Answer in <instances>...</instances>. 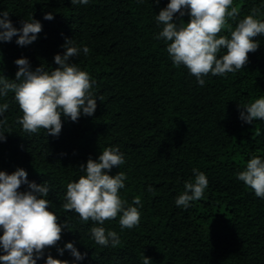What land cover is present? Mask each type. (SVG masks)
I'll use <instances>...</instances> for the list:
<instances>
[{
	"label": "trees",
	"instance_id": "obj_1",
	"mask_svg": "<svg viewBox=\"0 0 264 264\" xmlns=\"http://www.w3.org/2000/svg\"><path fill=\"white\" fill-rule=\"evenodd\" d=\"M169 2L89 0L73 6L71 0H0V12H9L15 28L32 19L42 25L31 45L19 46L18 36L0 42V76L15 80V61L22 58L33 71L41 66L52 71L58 67L54 57L64 55L62 46L74 40L81 51L71 63L95 81V114L77 122L62 117L58 137L44 129L25 133L16 123L23 113L14 94L0 97V104L10 105L0 117L8 121L0 171L24 169L29 183H47L49 210L71 229H63L62 239L45 249L37 264H46L49 255L68 264H143L144 256L151 264H264V199L237 178L252 156L264 158V120L249 125L239 109L264 97V35L254 38L259 48L249 53L243 69L225 77L209 74L200 86L186 67H174L167 43L154 38L163 27L155 17ZM234 6L240 14L228 21L233 29L254 6L261 7L264 20V0H234ZM48 13L54 17L50 21L44 18ZM189 21L188 14L174 17L177 25ZM220 35L230 36L227 30ZM84 46L90 49L87 56ZM109 147H119L126 161L108 173L127 175L121 198L132 205L140 197L143 204L132 205L141 213L137 227L121 230L119 216L103 225L120 236L115 248L92 239L90 229L100 225L83 223L62 208L67 184L84 174L80 166L86 168L89 158L98 161ZM193 168L209 181L204 197L187 209L177 207L185 182L194 181ZM28 190V185L19 189ZM68 243L86 253L85 259L77 261Z\"/></svg>",
	"mask_w": 264,
	"mask_h": 264
},
{
	"label": "clouds",
	"instance_id": "obj_2",
	"mask_svg": "<svg viewBox=\"0 0 264 264\" xmlns=\"http://www.w3.org/2000/svg\"><path fill=\"white\" fill-rule=\"evenodd\" d=\"M73 6L87 5L89 0H71ZM159 3V0H157ZM264 7V6H262ZM186 10V11H185ZM251 14L239 20L236 27L228 23L236 21L240 8L234 6V0H170L155 19L157 25H162V31L154 37L167 43L166 51L174 67L184 66L190 75L194 76L200 86H204L209 74L213 77H225L228 73L240 71L248 63L249 53L259 48L254 38L264 35V20L261 7H252ZM188 14L190 21L179 25L174 17ZM52 20L48 13L44 17ZM22 27L17 29L9 19V12H0V42H11L13 37H19V46H28L35 42L42 31L39 21H22ZM227 30L229 35H220ZM64 55L54 57L58 65L52 71L43 66L31 68L26 58L18 59L15 64L18 71L15 80L0 76V97L14 94L15 102L21 112V118L16 123L22 125L25 133L36 134L41 129L47 135L58 137L62 131V117L77 122L81 115L91 117L97 109V98L93 94L95 81L77 64L71 63V58L78 57L80 47L74 45V40H67L62 46ZM223 55H220L221 51ZM90 49L83 47L87 56ZM103 100V97H99ZM9 103L0 104V117L8 111ZM241 121L251 125L258 120H264V97L255 99L245 105H239ZM238 109V110H239ZM246 110V111H245ZM6 118L0 119V141H4V126ZM7 131L10 133L11 129ZM126 163L124 153L119 147H109L102 151L98 161L89 158L86 168L80 166L84 173L76 182L67 184L65 202L62 208L65 212L74 211L83 223L93 222L90 229L91 237L96 244L115 248L121 239L116 231L108 230L103 225L106 221L115 220L119 216L121 230L137 227L141 220L139 208L143 207L140 197L128 205L120 196V190L125 188L127 175L120 171L114 177L108 173L114 167ZM194 181L184 184V192L176 198V206L187 209L191 202L201 200L209 181L206 175L197 168L192 169ZM28 174L24 169H18L12 174L0 171V264H37L44 257L45 249L55 247L62 239L67 221L62 226L58 216L50 211V187L47 183L37 185L29 183ZM237 178L252 189L255 195L264 199V158L252 156L246 163L245 170L237 173ZM22 185H28V191L21 192ZM149 192H154L152 187ZM71 231V229L69 228ZM66 248L71 251L77 261L86 257L72 243ZM63 255L64 249H59ZM46 264H68L66 260L53 259L48 256ZM143 264H151L144 256Z\"/></svg>",
	"mask_w": 264,
	"mask_h": 264
}]
</instances>
